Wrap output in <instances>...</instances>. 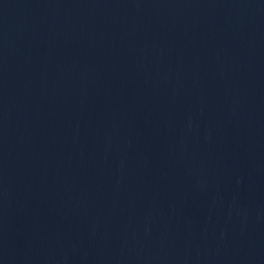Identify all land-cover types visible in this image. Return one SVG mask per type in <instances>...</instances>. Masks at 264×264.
Instances as JSON below:
<instances>
[{
	"label": "water",
	"instance_id": "1",
	"mask_svg": "<svg viewBox=\"0 0 264 264\" xmlns=\"http://www.w3.org/2000/svg\"><path fill=\"white\" fill-rule=\"evenodd\" d=\"M264 181V0H0V202Z\"/></svg>",
	"mask_w": 264,
	"mask_h": 264
}]
</instances>
